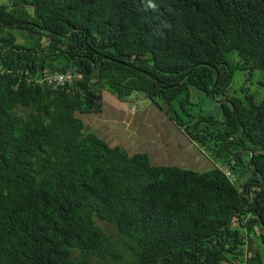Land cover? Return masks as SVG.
Here are the masks:
<instances>
[{
    "label": "trees",
    "instance_id": "16d2710c",
    "mask_svg": "<svg viewBox=\"0 0 264 264\" xmlns=\"http://www.w3.org/2000/svg\"><path fill=\"white\" fill-rule=\"evenodd\" d=\"M67 71L83 78L35 82ZM238 71L263 77L256 92L234 88ZM217 72L221 118L192 114L193 89L212 98ZM107 91L150 99L219 166L154 165L109 143L77 116L104 113ZM259 196L264 0L0 5V264H238L246 245V264H263Z\"/></svg>",
    "mask_w": 264,
    "mask_h": 264
},
{
    "label": "rangeland",
    "instance_id": "374dc122",
    "mask_svg": "<svg viewBox=\"0 0 264 264\" xmlns=\"http://www.w3.org/2000/svg\"><path fill=\"white\" fill-rule=\"evenodd\" d=\"M10 1L12 0H0V5L8 4ZM262 79L263 77L259 74L250 77L247 72L238 71L233 85L234 88H239L246 83L252 92H256L259 88V82ZM193 93L191 94L190 99L191 103L194 104L190 107L192 114H199L201 112L202 114H213L217 119L221 118L222 109L220 104L215 99L208 97L206 94L198 91L197 89H193ZM103 96L106 102L104 109L108 112L113 111L111 103L122 106L123 108H128L129 102H132L133 107L139 111V114L135 117V119L130 115L123 116V118L121 117L122 119L115 122V128H113L114 121L111 115L110 119L109 115L106 114L105 121L110 122V131L114 135L116 132L118 134H123L126 131L132 133L136 136V138L139 135L142 143H138L139 149L137 151L140 150L141 152L148 153L152 164L177 165L196 171H205L219 166V162H217L209 152L200 149L191 140H189L183 134L181 129H179V127L171 119H169V117L155 103H153L150 99L144 98L142 94L132 95L129 98V102L125 103L119 101L108 91L104 92ZM109 107L111 108V111L108 110ZM77 116L84 117L83 119L92 131L97 127L100 129L104 124V119L102 118H85V116L79 113H77ZM129 117H131V123L130 126L127 127L126 123L123 122L128 121ZM141 128H146L147 131L143 134H138L137 131H140L141 133L143 132ZM123 130L124 132H122ZM102 133L104 132L102 131ZM175 143L179 146L175 151H173L172 148L166 150L162 148L161 150L157 147L161 144L168 145L169 147H175ZM122 145L124 146V144ZM130 145L136 150V146H134V144ZM243 181L244 180L241 179L240 183H243ZM103 226L109 231L114 239H118L117 232L113 227L108 226L107 224H103ZM255 241L264 264V243H262L259 238H256ZM93 264L104 263L93 262ZM223 264L228 263L224 262Z\"/></svg>",
    "mask_w": 264,
    "mask_h": 264
},
{
    "label": "crops",
    "instance_id": "0c3cea01",
    "mask_svg": "<svg viewBox=\"0 0 264 264\" xmlns=\"http://www.w3.org/2000/svg\"><path fill=\"white\" fill-rule=\"evenodd\" d=\"M125 103V102H124ZM112 105H111V108L113 109V111H111L110 109V107L108 108V110L109 111H111V112H108L106 109H105V112L104 113H102L101 115H99V116H96V118H102V119H104V124H103V126H101V128L99 129V127H97V128H94V129H96V130H98L99 132H101V134H102V136L103 137H105L107 140H108V142L109 143H111V144H113V145H121L122 146V148H127V149H133L132 147H131V145L130 144H134V146H136V150H138L139 149V144L138 143H142V141H141V137H139V135H138V137L136 138V136H134L132 133H130L129 131H126L125 133H123V134H118L117 132H116V134L114 135L111 131H110V122H108V121H105L106 120V118H105V115L106 114H108L109 115V117H110V115L112 116V118H113V121H114V123H113V128H115L114 127V124H115V122L117 121V120H120V119H122L123 118V116H128V115H130V116H132L134 119H135V117L139 114V111L137 110V109H135V107H133V105H132V102H129L128 103V108H123L122 106H118V105H116V104H113V103H111ZM147 108H149V107H147ZM128 109V110H127ZM122 117V118H121ZM110 119H111V117H110ZM109 119V120H110ZM111 121V120H110ZM123 123H126V125H127V127H129L130 126V123H131V117H129L128 118V121H125V122H123ZM142 129V133L140 132V131H137V133L138 134H143V133H145L146 131H147V129L146 128H141ZM102 131L104 132V133H102ZM122 132H124V130L122 131ZM131 137V138H130ZM120 138V139H119ZM129 138H130V140H129ZM130 142H133V143H130ZM130 143V144H129ZM122 144H124V146L122 145ZM176 144V143H175ZM159 149H161L162 150V148L163 149H169V148H172L173 149V151H175V150H177V148L179 147L177 144L175 145V147H169L168 145H163V144H161L160 146H157ZM141 148V147H140ZM140 151V150H139Z\"/></svg>",
    "mask_w": 264,
    "mask_h": 264
},
{
    "label": "built area",
    "instance_id": "2783aa9c",
    "mask_svg": "<svg viewBox=\"0 0 264 264\" xmlns=\"http://www.w3.org/2000/svg\"><path fill=\"white\" fill-rule=\"evenodd\" d=\"M83 75L80 73H74L72 71H67V72H56L54 74H49L47 72H44V74L39 78L38 81H35L36 84H41V85H47L51 87H59V86H64L66 84H70L73 81L77 79H82ZM228 177L231 179V181H234V176L231 175L229 172L227 173ZM248 219H246V222ZM244 262H238V264H246V260L248 258V249L246 245V251L245 255L243 257Z\"/></svg>",
    "mask_w": 264,
    "mask_h": 264
},
{
    "label": "water",
    "instance_id": "95a60500",
    "mask_svg": "<svg viewBox=\"0 0 264 264\" xmlns=\"http://www.w3.org/2000/svg\"><path fill=\"white\" fill-rule=\"evenodd\" d=\"M191 71H192V70H190L189 73H190ZM144 73H146V72H144ZM146 74H147L148 76H150L153 80H156V78H155L153 75H151V74H149V73H146ZM218 81H219V72H217V78H216V81H215V83H214V87H213V90H212V98L215 99L219 104L227 103L228 100H226V99H223V100H222V99H217V98H216V95H215V87H216ZM158 83H159V82H158ZM180 83H181V81L177 82V83L174 84V85L165 86L164 89H171V88L177 87V86L180 85ZM233 113H234V115H235V109H234V107H233ZM243 134H244V133H242L241 135H243ZM232 154H236V153H232ZM252 159H253V154H252V157H251V160H250L249 164L247 165L248 168H250V165H251ZM250 169H251V168H250ZM251 171H253V172H257V171L254 170V169H251ZM263 198H264V196H259V197L256 198V200H255V202H254V206H255V214L257 215V217H258L259 220H261V217L258 215L257 203H258V200L263 199ZM261 222H262V220H261ZM262 224H263V222H262Z\"/></svg>",
    "mask_w": 264,
    "mask_h": 264
}]
</instances>
